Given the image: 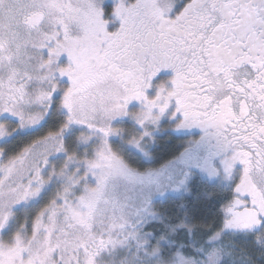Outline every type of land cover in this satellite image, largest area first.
I'll list each match as a JSON object with an SVG mask.
<instances>
[{
	"label": "snow or ice",
	"instance_id": "snow-or-ice-1",
	"mask_svg": "<svg viewBox=\"0 0 264 264\" xmlns=\"http://www.w3.org/2000/svg\"><path fill=\"white\" fill-rule=\"evenodd\" d=\"M0 264H264V0H0Z\"/></svg>",
	"mask_w": 264,
	"mask_h": 264
}]
</instances>
